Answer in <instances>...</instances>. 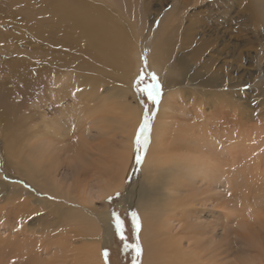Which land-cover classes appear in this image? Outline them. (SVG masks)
<instances>
[{
	"label": "bare ground",
	"instance_id": "1",
	"mask_svg": "<svg viewBox=\"0 0 264 264\" xmlns=\"http://www.w3.org/2000/svg\"><path fill=\"white\" fill-rule=\"evenodd\" d=\"M203 1L177 0L165 21L155 28L146 26L150 5L141 0H103L104 4L98 0H45L54 20L33 21L32 29L45 38L57 26L68 23L69 39L78 51L74 67L88 75L81 90L82 102L72 110L83 128L68 153L69 176L74 183L79 185L91 174L95 178L88 179L92 182L81 190L85 199L81 204L88 203L87 198L100 199L112 183L128 176L125 198L139 207L146 223L144 240L149 257L145 264H216L220 255L223 261L232 254V246L239 240L241 250L234 264H264V212L262 232L249 223L238 224L236 240L230 237L233 230L227 228L229 221L218 240L211 221L214 216L210 218L216 215L211 209L228 206L213 207L212 193L224 181L226 191L232 188L230 160L234 162L240 155L241 172L256 166L263 169L260 177L264 179V87L257 88L259 98L255 97L263 117L258 116L253 126L247 124L251 114L242 100L246 96L243 87L256 75L243 68V61L256 59L260 65L263 61L257 28L264 26V0H237L232 6L228 5L230 0ZM9 2L5 6L16 12L25 0ZM196 5L200 18L180 17ZM234 9L236 16L231 17ZM185 19L188 25H184ZM135 66L159 73L163 94L158 105L152 101L146 106L133 105L130 101L128 84ZM103 75L116 80L114 89L105 95L100 92ZM141 150L136 166L133 162ZM28 165L27 179L48 192V198L51 194L63 201L53 204L54 209L50 204L45 220L37 221V232L44 233L36 236L38 241L26 233L22 240L20 233H14L12 239L0 237V264H52L48 259L53 256L51 232L66 225L69 231L73 220L76 225L71 231L80 240L87 238V233H95L97 224L106 232L111 230L109 214L64 210L69 198L52 183V171H45L40 160ZM107 176L110 178L103 184ZM184 186L189 196H184ZM12 190L13 195L22 193L17 188ZM24 202L18 203L20 209L13 207L11 216L17 223L35 213ZM1 219L3 227L5 218ZM75 254L78 264H102L96 251L87 246Z\"/></svg>",
	"mask_w": 264,
	"mask_h": 264
},
{
	"label": "rangeland",
	"instance_id": "2",
	"mask_svg": "<svg viewBox=\"0 0 264 264\" xmlns=\"http://www.w3.org/2000/svg\"><path fill=\"white\" fill-rule=\"evenodd\" d=\"M9 1L0 0V15L3 12L2 8L3 10L4 8L9 10H4L1 15L2 20L0 19V219L1 217L5 218L3 219V227L2 219L0 220V237L12 239L14 233H20L21 235L26 233L27 236L32 235L38 241L39 238L37 239L36 236H42L44 233L37 232V221L42 222V220H45L51 209L50 204L53 205L63 201L61 198L56 199L51 194L52 199L48 198V192L31 183L33 179H27L28 164H35L40 160L43 165L46 163L43 166L45 171H52V183H57L56 187L59 188V191L64 192L63 195L66 198L68 195L69 206L64 205V210L83 209L84 211L109 214L112 225L111 230L106 232L97 224V231L85 234L87 238L82 240L78 238L75 232L71 231L72 227L76 225L74 220L69 222V231L66 230L68 225L56 227L50 235L54 243L51 247L53 256L48 257L50 263L53 261L52 264H78L75 252L77 249L87 246L88 249L96 251L102 264H106V257L109 264H128V261L132 258L131 253L134 247L133 252L137 254L134 259L138 258L139 264H145L147 257H149L148 245L144 240L146 233L145 219L141 215L139 207H136L130 199L125 198L130 177L127 176L116 182V184L112 183L100 199L94 197V200L91 201L92 198H87L88 203L81 204V201L85 200L81 190L85 189L88 183H91L95 178L91 174L78 185L69 176V146L76 142L79 131L83 128V125L75 121L76 118L72 115V110H74L77 103L80 105L82 102L81 90L86 87L88 77L86 73L74 67L75 55L78 51L72 47V41L69 39V24L62 23L52 30L49 35H45V38L37 36L32 29L33 21H46L50 18L54 20L50 11L45 8V0H25V2L19 4L16 12L14 8L5 6L7 2L10 3ZM98 1L103 3V0ZM141 1L144 5H150L146 26L151 25L156 28L159 27L161 22L165 21V15L170 12L172 5L177 0ZM204 1L206 3L209 1L211 4L214 0ZM235 1L237 0H230L228 5L232 6ZM198 7V5L192 6L180 17H187V19L190 17L193 20L200 18L199 16L202 14L199 13ZM202 8L205 10L206 5ZM7 13L8 15H6ZM31 16L32 21L30 20ZM230 16H236V9L231 12ZM183 23L188 25L189 21L185 19ZM257 29L260 30L257 40L260 49L264 50V32H261L264 31V26ZM202 32L200 33L202 34ZM201 34L199 38L202 37ZM261 55L260 58L263 59L261 65L256 59L243 61L244 69L248 68L256 73L255 77L243 87L246 96L242 100L247 103V109L251 114L250 118L247 119L248 126L255 125L257 123L255 119L258 116L263 117L261 112L259 113L261 107L258 106L255 99V97L259 98L256 93L257 88L264 87L263 52ZM251 56L255 55L251 54ZM256 64L257 69H255ZM137 69L135 66L128 84V96L132 104L146 106L151 102L144 92L136 91L134 85L138 81L141 87L147 84L151 88L156 83L152 80V74H155L159 80V99H161L163 84L159 73L154 70L148 72L145 69ZM103 76L104 80L100 84L102 85L100 90L102 94L114 89L116 82L107 75ZM96 78L99 80L101 77L97 76ZM175 98L178 97L175 96ZM184 122L186 123V121ZM140 152L142 153V150L136 156H141ZM95 154L101 157L106 156L97 152ZM229 156L231 157V155ZM241 159V156L238 155V158L233 160L234 162L229 161L231 165L229 182L232 188L230 187L226 191L224 181L217 185V192L213 191L212 193V197L215 199L212 204L213 207L228 205L223 210L211 209L216 213V215H210V218L214 216L211 221L217 228L216 237L218 240L223 236L225 222L228 221L227 228L233 230L230 236L231 239L236 240L238 238L235 234L236 231L240 230L238 224L249 223V227L254 226L257 232H262L260 224L263 220L261 219V212H264L262 210V208L264 209V189H262L264 179L260 177V173L263 169H256V166H254L251 170H254L255 174H252L251 170L247 172L248 174L246 171L241 172L239 169L243 165ZM135 160L136 162L134 161L133 164L137 166V159ZM109 178L110 176L104 177L103 184ZM253 180H256V182ZM14 188L19 189L22 193L13 195L11 192L14 191L12 190ZM183 190L184 196H189L187 187L184 186ZM54 198L55 201H53ZM78 200L80 202L77 204ZM45 201L48 203H44ZM20 202H24L25 207L34 209L35 213L29 215L21 223H17L11 213L15 205L20 209L18 205ZM53 207L54 205L52 209H54ZM113 213L118 214L124 222V236L125 233L127 235L124 240H121L120 234V239L116 236L118 232ZM133 213L136 214L137 220L133 219ZM226 213L230 217H226ZM57 216L61 217L59 214ZM41 218L43 219L41 220ZM137 222L140 226L138 232L136 230ZM65 237L69 239L64 240ZM19 238L20 240L26 239L24 235ZM239 242L240 240L233 244L232 254L226 260L221 261L224 256L220 255L217 258L219 262L217 261L216 264L227 262L234 264L235 256L241 250ZM132 243L134 246H132ZM117 244L119 245L117 246ZM34 245L36 248L38 243L36 242ZM137 246L141 249L139 253L136 251ZM45 258L47 259V257ZM254 264H259V262L256 261Z\"/></svg>",
	"mask_w": 264,
	"mask_h": 264
},
{
	"label": "snow or ice",
	"instance_id": "3",
	"mask_svg": "<svg viewBox=\"0 0 264 264\" xmlns=\"http://www.w3.org/2000/svg\"><path fill=\"white\" fill-rule=\"evenodd\" d=\"M152 80L155 81L156 83L152 85V87L150 89H139L138 88V92H146L147 93V97L149 100H151L153 102V105H158L159 103V80L156 77L155 74H152ZM148 127V121L145 120L144 121V129H146ZM143 131V129L141 130ZM137 143H139V140L137 141ZM140 158L137 157V162H139ZM113 216H115V220H116V230L118 233H120L121 236V240L125 239L124 236V222L123 220L119 217L118 214L113 213ZM133 219L137 220L136 214L133 213ZM139 223H136V230L137 232L139 231ZM136 251L139 253L141 251V249L139 248V246H137Z\"/></svg>",
	"mask_w": 264,
	"mask_h": 264
},
{
	"label": "trees",
	"instance_id": "4",
	"mask_svg": "<svg viewBox=\"0 0 264 264\" xmlns=\"http://www.w3.org/2000/svg\"><path fill=\"white\" fill-rule=\"evenodd\" d=\"M139 85H140V82L137 81V82L135 83V85H134V88H135L136 91H138V88H139V89H150V88H149L150 86L147 85V84L144 85V87H141V85H140V86H139ZM144 94L147 95L146 92H144ZM119 234H120V233H118V234L116 235L118 238H119ZM125 238H127L126 233H125ZM119 239H120V238H119ZM118 245H119V244H117V246H118ZM132 246H134L133 243H132ZM133 249L135 250L134 247H133ZM134 250H133V251H134ZM133 251H132V253H131L132 258L128 261V264H139V261L137 260L138 258L134 259V257H136L137 254L134 253ZM105 262H106V264H109V262H108V258H107V257L105 258Z\"/></svg>",
	"mask_w": 264,
	"mask_h": 264
}]
</instances>
